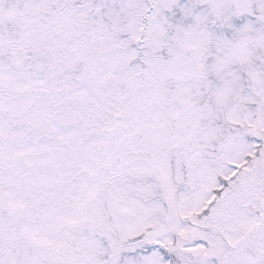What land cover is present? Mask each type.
Instances as JSON below:
<instances>
[{
	"label": "snow or ice",
	"instance_id": "obj_1",
	"mask_svg": "<svg viewBox=\"0 0 264 264\" xmlns=\"http://www.w3.org/2000/svg\"><path fill=\"white\" fill-rule=\"evenodd\" d=\"M0 264H264V0H0Z\"/></svg>",
	"mask_w": 264,
	"mask_h": 264
}]
</instances>
